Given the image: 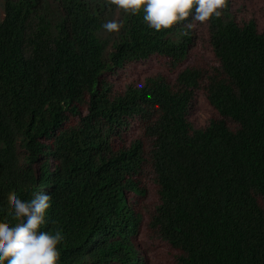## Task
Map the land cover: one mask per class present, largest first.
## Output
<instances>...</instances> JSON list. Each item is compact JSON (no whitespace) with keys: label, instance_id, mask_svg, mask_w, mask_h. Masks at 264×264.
Segmentation results:
<instances>
[{"label":"trees","instance_id":"trees-1","mask_svg":"<svg viewBox=\"0 0 264 264\" xmlns=\"http://www.w3.org/2000/svg\"><path fill=\"white\" fill-rule=\"evenodd\" d=\"M1 10L0 225L48 192L59 264H264V0L160 31L113 0Z\"/></svg>","mask_w":264,"mask_h":264},{"label":"clouds","instance_id":"clouds-1","mask_svg":"<svg viewBox=\"0 0 264 264\" xmlns=\"http://www.w3.org/2000/svg\"><path fill=\"white\" fill-rule=\"evenodd\" d=\"M113 3L132 14L142 10L148 27L160 31L189 17L190 28L193 21L205 22L213 16L219 17L226 0H113ZM102 27L115 31L120 22L108 20ZM9 199L12 215L19 222L0 225V264H59L62 231L41 230L47 223L51 195L38 192L31 200L19 196Z\"/></svg>","mask_w":264,"mask_h":264},{"label":"rangeland","instance_id":"rangeland-1","mask_svg":"<svg viewBox=\"0 0 264 264\" xmlns=\"http://www.w3.org/2000/svg\"><path fill=\"white\" fill-rule=\"evenodd\" d=\"M0 15L2 16V10L0 11ZM193 56H191L190 58H192ZM211 113V108L208 106V104L203 101L200 100L196 111L194 113L196 120L198 121V123H203L206 118L209 116V114Z\"/></svg>","mask_w":264,"mask_h":264}]
</instances>
